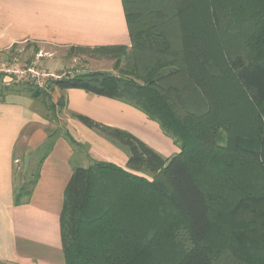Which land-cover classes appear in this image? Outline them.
<instances>
[{"label":"trees","instance_id":"1","mask_svg":"<svg viewBox=\"0 0 264 264\" xmlns=\"http://www.w3.org/2000/svg\"><path fill=\"white\" fill-rule=\"evenodd\" d=\"M122 1L134 78L79 73L22 90L0 74L1 102L29 94L55 112L66 100L54 103V90H84L141 111L179 149L165 158L126 131L74 115L126 150L128 162L74 167L60 215L66 264H264V0ZM60 137L86 153L57 126L37 167ZM37 179L38 171L16 191L17 205Z\"/></svg>","mask_w":264,"mask_h":264},{"label":"crops","instance_id":"2","mask_svg":"<svg viewBox=\"0 0 264 264\" xmlns=\"http://www.w3.org/2000/svg\"><path fill=\"white\" fill-rule=\"evenodd\" d=\"M27 43L69 49L129 48L123 1L0 0V52ZM63 96L65 128L88 147L85 155L89 162L126 168L128 153L85 127L74 115L126 131L165 158L179 153L156 122L130 105L80 89L52 92L55 103ZM35 102L28 95L14 94L0 101V264H66L60 215L77 156L74 147L60 137L37 167V154L48 138L49 123L35 109ZM20 147L21 158L17 156ZM26 159L27 168L17 174L16 163ZM32 171H38L33 192L17 205L16 191L31 181Z\"/></svg>","mask_w":264,"mask_h":264},{"label":"rangeland","instance_id":"3","mask_svg":"<svg viewBox=\"0 0 264 264\" xmlns=\"http://www.w3.org/2000/svg\"><path fill=\"white\" fill-rule=\"evenodd\" d=\"M131 46L127 49L126 54H122L100 52L90 49L59 48L48 44L27 43L12 47L6 52H0V69L13 68L18 70L19 73L17 75L5 76V81L20 83L22 90H26L28 86L35 85L45 87L48 80L73 76L79 73L106 72L125 78H134L131 76L133 70L131 68ZM118 58L121 59V62L117 68ZM135 80L139 83L142 82L137 78ZM26 95L29 96V94ZM35 109L43 115H48L45 118L48 120L49 125L47 127L49 130H55L57 126H65V109H61L60 106L56 107L55 112H46L45 107L39 101L35 102ZM55 115L59 117L58 120L55 119ZM67 142L70 143L68 140ZM19 149L17 156L21 158L23 156L21 152L22 147ZM86 152H88V147ZM85 154L81 153V151H76L77 162H74V167H84L90 164ZM37 155L39 157L42 154L40 152ZM20 161L15 165L17 174L23 169L25 171L29 164L27 159L24 163L22 160ZM32 172L34 173L35 171Z\"/></svg>","mask_w":264,"mask_h":264},{"label":"built area","instance_id":"4","mask_svg":"<svg viewBox=\"0 0 264 264\" xmlns=\"http://www.w3.org/2000/svg\"><path fill=\"white\" fill-rule=\"evenodd\" d=\"M31 71V70H29ZM18 70L13 69V68H5V69H0V74L6 75V76H13V75H17Z\"/></svg>","mask_w":264,"mask_h":264}]
</instances>
